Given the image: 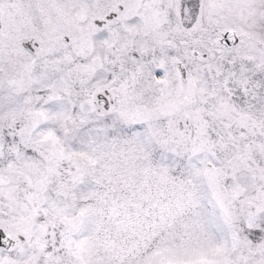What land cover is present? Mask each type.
Wrapping results in <instances>:
<instances>
[{
    "label": "snow or ice",
    "instance_id": "1",
    "mask_svg": "<svg viewBox=\"0 0 264 264\" xmlns=\"http://www.w3.org/2000/svg\"><path fill=\"white\" fill-rule=\"evenodd\" d=\"M0 264H264V0H0Z\"/></svg>",
    "mask_w": 264,
    "mask_h": 264
}]
</instances>
